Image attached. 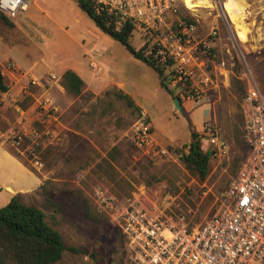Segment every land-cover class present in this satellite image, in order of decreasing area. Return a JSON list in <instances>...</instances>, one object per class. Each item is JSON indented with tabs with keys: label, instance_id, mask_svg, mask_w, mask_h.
Wrapping results in <instances>:
<instances>
[{
	"label": "rangeland",
	"instance_id": "1",
	"mask_svg": "<svg viewBox=\"0 0 264 264\" xmlns=\"http://www.w3.org/2000/svg\"><path fill=\"white\" fill-rule=\"evenodd\" d=\"M207 1L211 7L202 5L192 12L181 6L179 15L166 17L157 30H134L131 39L136 50L142 46L159 49L171 43L170 34L187 26L181 16L193 21L189 40L198 66L193 68L190 88L181 94L187 112L199 111V124L195 113L175 111L150 68L101 32L75 0H31L17 19L0 18V67L7 61L14 67L1 70L6 82L8 75L26 81L15 102L28 110L31 120L25 123L41 132L36 150L42 166L37 170L27 163L42 179L44 190L22 200L42 209L45 221L62 234L68 250L57 264L126 263L124 240L114 215L96 205L94 192L99 187L119 202L131 200L150 218L170 219L189 228L227 205L229 184L248 157L242 140L243 98L252 84L264 94V0H237L244 10L246 42L236 36L235 26L225 14L223 6L228 0ZM91 53L94 57L88 56ZM92 61L103 64L105 80H99L98 72L91 74ZM34 63L48 69L47 84L37 83L30 68ZM115 68L127 71L131 83L146 98L129 97L130 104L115 86L106 89L111 76L120 79L112 74ZM66 69L82 70L85 82L97 83L94 92L77 97L67 94L57 78ZM106 69L112 73L106 74ZM204 74L209 78L206 84ZM28 80L36 84H28ZM125 81L128 88L131 83ZM175 84L170 82V88ZM44 98L57 110L48 120L39 105ZM141 114L167 138L160 142L167 154L152 158L130 144L129 130ZM6 118L9 121H3L1 127L8 134L15 121L10 112ZM208 128L218 130L225 155L209 151ZM194 132L201 134L200 150L211 154L204 179L186 169L182 159ZM104 159L110 167H98ZM82 195L88 213L81 204Z\"/></svg>",
	"mask_w": 264,
	"mask_h": 264
},
{
	"label": "built area",
	"instance_id": "2",
	"mask_svg": "<svg viewBox=\"0 0 264 264\" xmlns=\"http://www.w3.org/2000/svg\"><path fill=\"white\" fill-rule=\"evenodd\" d=\"M30 1L0 0V15L15 20L28 10ZM185 1L89 0L96 14L114 20L117 31L127 24L133 26L132 30H157L166 17L179 15L181 6L190 11ZM193 33V24L184 25L178 33L170 34L171 43L160 46L155 54L162 63L172 62L171 82H180L184 87L187 84L188 88L195 76L193 68L198 66V58L193 56L189 40ZM1 67L5 71L14 68L9 61ZM92 69L95 70V66ZM208 79L204 74L202 82ZM28 84L36 83L28 80ZM39 105L47 120L57 113L47 98ZM242 117L248 157L229 184L227 205L194 228L170 219L150 218L131 200L119 202L104 187L95 190L98 209L114 215L117 229L124 239L125 264H264V94L253 84L243 99ZM25 120L20 115L13 129L1 139L10 143L20 157L38 170L42 164L36 148L41 132L28 126ZM206 134L211 146L209 151H214V155H225L226 147L218 130L208 128ZM129 141L135 150L144 151L152 158L168 153L156 143L150 120L144 114L131 126Z\"/></svg>",
	"mask_w": 264,
	"mask_h": 264
},
{
	"label": "trees",
	"instance_id": "3",
	"mask_svg": "<svg viewBox=\"0 0 264 264\" xmlns=\"http://www.w3.org/2000/svg\"><path fill=\"white\" fill-rule=\"evenodd\" d=\"M75 1L101 32L117 41L134 59L148 66L157 75L160 87L173 100L178 99L182 103L181 91H187L189 85L186 84L184 87L181 86L182 83L176 82L174 88H170V82L173 81L171 61L162 63L159 61V57L155 58L157 52L155 47L150 50L145 46L138 50L134 49L131 43L134 31L131 24H127L124 29L117 31L114 20L105 15L96 14L89 0ZM0 18L7 21L3 15H0ZM181 19L186 25L193 22L185 16H181ZM60 84L65 92L73 97L81 95L84 88L81 78L72 70H66L62 74ZM7 91L8 86L0 69V93ZM123 100L131 104L128 96L125 95ZM243 121L242 117V140ZM190 136L188 153L182 156L183 163L186 169L204 179L209 172L208 162L211 154L200 150V133L194 132ZM13 153L28 166L27 161L20 157L18 152L14 151ZM103 164L110 167L106 159L102 160L98 167ZM31 170L35 172L33 169ZM39 189L44 190V186L40 185ZM22 198V196H16L0 209V264H57L62 259L63 253L68 250L62 234L45 221V212L42 209L25 203ZM80 200L88 213L89 208L83 195L80 196Z\"/></svg>",
	"mask_w": 264,
	"mask_h": 264
},
{
	"label": "crops",
	"instance_id": "4",
	"mask_svg": "<svg viewBox=\"0 0 264 264\" xmlns=\"http://www.w3.org/2000/svg\"><path fill=\"white\" fill-rule=\"evenodd\" d=\"M91 55L92 53L88 54L89 57H91ZM92 57L94 56L92 55ZM97 57L101 59L103 56L100 54H97ZM1 62L3 61H0V63ZM142 64L145 65L144 63ZM92 66H95V70L92 69ZM30 68L33 70L34 75L38 78L37 79L38 84L40 85L47 84L46 83L48 82L47 77L45 78L44 76L45 74H48L49 72L48 69H46L45 67L41 65H38L37 63H34ZM89 69H90L91 74L92 72L94 73L98 72L97 74H99L101 78L99 80H102V79L105 80L103 78L104 75L102 74L103 64H101V62L97 65V63L92 61L91 64L89 65ZM66 70H72L81 78L82 84H84L82 94L84 92H94V89L97 83H95L93 80L92 81L88 80L85 82L84 81L85 76H84V73H82V70L80 71L76 69H66ZM65 71H63L59 76H57L59 80L61 79V76ZM107 73H112V72L106 69V74ZM112 74H116L122 80L119 79L118 81H116L112 79L113 77L111 76L109 81L106 82V89H108L109 87L115 86L118 91H121L124 95L131 97L133 99H137L139 97L146 98L145 95H142L141 93L142 91L139 90V86L134 85V83H131L132 77H130V74L128 75L127 71L125 72V71L119 70L118 68H115ZM3 76H4V81H5L6 76L4 74ZM18 78L19 77L17 76L13 79V76L8 75V80L7 82L5 81V83L8 86V91L5 93H0V209L4 207L5 205H7L10 202V200H12L16 196L23 197V196L30 195L38 191L40 188L41 182H42V179L38 176V174L33 172L28 166L22 163V161L18 157H16L15 154L13 153L14 151H12V149L9 148L8 145L1 139L2 136L5 135V133L2 130L1 123L3 121H6V122L9 121L8 118H6L8 115V112L13 114V118L15 122L17 121L20 115L24 116V118L27 119L28 121L31 120V118H28V110L18 107L15 102L21 96V93L24 87L26 86V81L23 79L20 80ZM126 78L128 79V82L131 83V85L128 88L125 83ZM157 83H158V80H157ZM158 87L161 90H163L160 87L159 83H158ZM62 89L64 90L63 87ZM164 92L170 97L171 102L174 104V100L171 98V96L166 91ZM180 106L182 109V113H180L176 109V107H175V111L177 110L180 114L184 113V115L189 114V113H195L197 123L199 124V121L201 119L199 116L200 115L199 111L187 112V108L185 109L182 103H180ZM10 107L11 108L13 107L11 111L9 110ZM15 122H13L12 124L13 127H14ZM150 123L152 125L154 139L156 143L160 146V142L164 143L167 138L159 134L158 130L155 129L151 120H150Z\"/></svg>",
	"mask_w": 264,
	"mask_h": 264
},
{
	"label": "bare ground",
	"instance_id": "5",
	"mask_svg": "<svg viewBox=\"0 0 264 264\" xmlns=\"http://www.w3.org/2000/svg\"><path fill=\"white\" fill-rule=\"evenodd\" d=\"M238 2L237 0H228L224 4L223 9L226 12L225 14H227L228 18L235 26L236 36L242 42H246L248 40V34H247L248 29L246 30L245 28L246 25L245 26L243 25L244 21L242 22V13L244 10L240 5L241 3L239 4ZM185 4L187 9L191 10L192 12L195 11L194 10L195 8L200 7L202 5H207V7H211L207 0H186Z\"/></svg>",
	"mask_w": 264,
	"mask_h": 264
},
{
	"label": "water",
	"instance_id": "6",
	"mask_svg": "<svg viewBox=\"0 0 264 264\" xmlns=\"http://www.w3.org/2000/svg\"><path fill=\"white\" fill-rule=\"evenodd\" d=\"M82 10H83V8H81ZM84 11V10H83ZM174 105H175V107H176V109L180 112V113H182V109H181V106H180V103H179V100L178 99H175L174 100Z\"/></svg>",
	"mask_w": 264,
	"mask_h": 264
}]
</instances>
